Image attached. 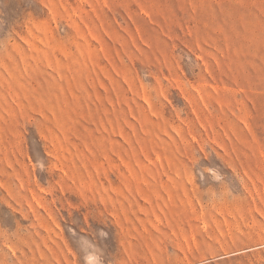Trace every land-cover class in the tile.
<instances>
[{
	"label": "rangeland",
	"instance_id": "1",
	"mask_svg": "<svg viewBox=\"0 0 264 264\" xmlns=\"http://www.w3.org/2000/svg\"><path fill=\"white\" fill-rule=\"evenodd\" d=\"M264 264V0H0V264Z\"/></svg>",
	"mask_w": 264,
	"mask_h": 264
},
{
	"label": "clouds",
	"instance_id": "2",
	"mask_svg": "<svg viewBox=\"0 0 264 264\" xmlns=\"http://www.w3.org/2000/svg\"><path fill=\"white\" fill-rule=\"evenodd\" d=\"M88 259V264H93L92 258H87Z\"/></svg>",
	"mask_w": 264,
	"mask_h": 264
}]
</instances>
